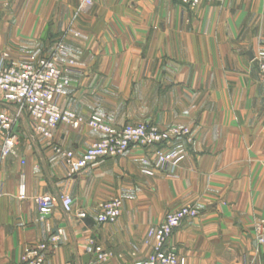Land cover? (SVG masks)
Returning a JSON list of instances; mask_svg holds the SVG:
<instances>
[{
  "label": "crops",
  "instance_id": "1",
  "mask_svg": "<svg viewBox=\"0 0 264 264\" xmlns=\"http://www.w3.org/2000/svg\"><path fill=\"white\" fill-rule=\"evenodd\" d=\"M8 2L0 0V14L8 10L0 31L13 28L15 36L52 21L42 52L50 56L60 43L72 50L63 109L99 116L115 131L187 127L194 142L163 147L186 149L173 173L157 170L152 150L134 146L68 178L56 148L78 157L103 135L60 125L48 140L22 123L14 155L2 158L0 137V264H22L40 244L49 246L44 264H85L87 256L99 264L96 246L112 254L107 264H141L153 250L150 230L187 206L201 216L169 241L186 264H264L255 240L264 219V79L256 61L264 52V0H205L195 10L178 0H95L88 15H78L80 0H28L18 17ZM71 27L89 41L68 35ZM3 52L11 56L0 49V61ZM0 109L16 114L12 105ZM47 195L70 196L72 214L60 205L44 209L37 199ZM114 199L120 218L100 225L99 205Z\"/></svg>",
  "mask_w": 264,
  "mask_h": 264
},
{
  "label": "built area",
  "instance_id": "2",
  "mask_svg": "<svg viewBox=\"0 0 264 264\" xmlns=\"http://www.w3.org/2000/svg\"><path fill=\"white\" fill-rule=\"evenodd\" d=\"M183 6L195 10L205 0H178ZM95 0H80L79 15L87 13L94 6ZM71 37L89 41L84 32L71 27L68 30ZM259 71L264 79V52L256 57ZM75 67L72 50L60 43L53 54L47 56L38 50L17 58L4 57L0 61V104L16 107V114L11 115L0 109V137H2V158L15 154L19 144L18 129L26 123L31 135L53 140L60 125L80 129L87 125L92 132L103 135L83 155L76 156L56 148L61 157L68 178L81 174L86 168L104 159H112L125 155L132 147L139 146L155 152L156 168L162 173L174 171L186 154V149L164 151L163 147L173 139L183 137L188 143L192 141L191 130L188 128L161 131L154 125H128L119 131L108 126L103 118L93 116L86 120L77 113L63 109L60 100L70 86L69 75ZM20 196L25 198V182L21 181ZM46 210L61 206L65 215L73 212V200L62 195L58 200L47 195L37 199ZM97 222L100 225L114 224L122 213V203L114 199L102 203L98 207ZM201 212L187 206L168 214L163 223L150 230L149 237L154 240L150 256L141 264H186L176 250L169 246L173 233L187 220L198 219ZM63 236V231L52 236L50 245L57 244ZM255 240L259 246H264V219L255 228ZM49 246L40 244L34 247L24 258L22 264H44ZM112 254L100 246L95 247V262L107 264Z\"/></svg>",
  "mask_w": 264,
  "mask_h": 264
},
{
  "label": "rangeland",
  "instance_id": "3",
  "mask_svg": "<svg viewBox=\"0 0 264 264\" xmlns=\"http://www.w3.org/2000/svg\"><path fill=\"white\" fill-rule=\"evenodd\" d=\"M27 1L28 0H20L19 2H18V0H9V2L7 3L8 4V6L10 7V6H14V5H16V10H15V13H12V14H10V16H13V17H18L19 15H21V13H22V11H23V7H24V5L27 3ZM52 1V0H51ZM52 5V4H51ZM58 5H59V2H56L55 4H54V7H58ZM77 10L79 11V7L77 8ZM7 11L8 10H3V13H2V15L0 14V19H2L3 18V16L5 15V14H8L7 13ZM92 10H90V11H88L87 13H83L84 15H88L90 12H91ZM6 12V13H5ZM83 14H81V15H83ZM78 15H79V13H78ZM76 17V16H75ZM74 22V21H73ZM52 21H49L48 22V24H47V28H44L43 26H44V23L42 24H40V22L38 21L37 22V26L33 29V30H31V31H24V30H17L16 31V35L15 36H11V34L12 33H14V29L12 28V30H8V29H4V30H1L0 31V37H2L3 35H6V37H9V38H6V40L4 41V44L3 45H0V49H2L3 51H9V54H11V56L10 55H7L6 54V52L4 53H2L3 54V56H5V57H8V58H17V57H14V56H12V55H18V54H20V53H30L31 54V52L33 53V52H36V51H38V49L40 50V51H44V49H45V51H46V49H47V46L46 45H44L45 43H42V40H43V42H44V40H46L47 38H49L50 37V33H51V26H52ZM71 25H73V23H71ZM14 35V34H13ZM88 35V34H87ZM89 36V35H88ZM44 38V39H43ZM12 40H14V41H12ZM14 43H16V44H14ZM14 44V45H13ZM144 125H154V126H156L159 130H161V131H170V130H172V129H174V128H177V129H182L183 127H179V126H176V127H171V128H167V129H163L162 127H160V126H158V125H155V124H144ZM108 126H110V125H108ZM128 126V125H127ZM133 126H137V125H133ZM111 127V126H110ZM112 128V127H111ZM185 128H187V127H185ZM188 129H190V128H188ZM191 130V129H190ZM185 139V138H183V137H178V138H175V139H173L172 141H174V140H176V139ZM191 139H192V141L189 143V144H192L193 142H194V135H193V131L191 130ZM186 141H187V139H185ZM171 141V142H172ZM171 142H169V143H171ZM188 142V141H187ZM169 143H167V144H169ZM142 148V147H141ZM144 149H147V148H144ZM164 149V148H163ZM177 149H184V148H177ZM150 150H152V152H153V148H151ZM165 151V150H164ZM153 155H155V152H153ZM179 165V164H178ZM177 165V166H178ZM177 168V167H176ZM175 168V169H176ZM174 172V171H173ZM172 172V173H173ZM184 208V207H183ZM195 208V207H194ZM174 212V211H173ZM170 213H172V212H170ZM169 213V214H170ZM168 215V214H167ZM166 215V216H167ZM174 234V233H173ZM149 238V240H151V238L150 237H148ZM153 240V239H152ZM170 241V240H169ZM155 244V243H154ZM154 247V246H153ZM173 248V247H172ZM153 249V248H152ZM175 249V248H174ZM152 252H150V254H151ZM150 254L146 257V259L150 256ZM145 259V260H146ZM111 260H112V257H111Z\"/></svg>",
  "mask_w": 264,
  "mask_h": 264
},
{
  "label": "water",
  "instance_id": "4",
  "mask_svg": "<svg viewBox=\"0 0 264 264\" xmlns=\"http://www.w3.org/2000/svg\"><path fill=\"white\" fill-rule=\"evenodd\" d=\"M89 259H90V256H87V257L84 259L85 264H88V263H89Z\"/></svg>",
  "mask_w": 264,
  "mask_h": 264
}]
</instances>
